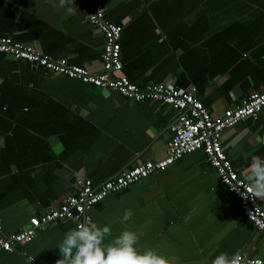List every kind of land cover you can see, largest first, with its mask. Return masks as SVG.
<instances>
[{"label":"crops","instance_id":"crops-1","mask_svg":"<svg viewBox=\"0 0 264 264\" xmlns=\"http://www.w3.org/2000/svg\"><path fill=\"white\" fill-rule=\"evenodd\" d=\"M54 3L0 0V37L96 74L103 37L87 23L90 3L101 6L104 21L121 26L116 76L132 84L195 88L211 115L264 89V0H69L64 9ZM174 116L159 103L129 102L0 54V234L58 206L77 179L95 186L162 159ZM221 146L246 181L251 158L264 157V108L255 120L224 130ZM256 200L264 211V199ZM127 210L132 216L124 221ZM85 214L111 229L106 245L131 230L138 251L152 249L175 264H212L221 252L264 261V235L239 214L201 152ZM71 229L70 221L47 225L29 244L0 253V264H56L57 246Z\"/></svg>","mask_w":264,"mask_h":264},{"label":"built area","instance_id":"built-area-1","mask_svg":"<svg viewBox=\"0 0 264 264\" xmlns=\"http://www.w3.org/2000/svg\"><path fill=\"white\" fill-rule=\"evenodd\" d=\"M87 23L103 37V48L99 55L100 71L96 74L70 66L64 60H51L42 56L28 44L0 37V54L34 68L76 80L102 91H111L133 103L156 102L174 111L175 116L168 126L169 138L165 143L164 157L156 161H145L119 172L98 185L89 180L77 179L74 191L58 206L46 209L28 218L26 225L7 236L0 234V253H10L15 246L29 244L37 231L55 222L79 224L90 221L87 210L100 204L107 196L120 192L135 182L160 172L180 160L183 156L201 152L206 164L214 171L218 184L236 203L239 214L251 227L264 235V211L256 198L246 195V181L233 170L230 159L221 146V134L239 122L255 120L264 108V89L253 91L233 109L211 115L195 97V88L180 91L161 84L137 86L126 78L116 76L121 69L119 39L121 26L103 20L99 5L86 4ZM233 186H236L235 188ZM264 264L257 258H247Z\"/></svg>","mask_w":264,"mask_h":264},{"label":"clouds","instance_id":"clouds-1","mask_svg":"<svg viewBox=\"0 0 264 264\" xmlns=\"http://www.w3.org/2000/svg\"><path fill=\"white\" fill-rule=\"evenodd\" d=\"M69 0H58L54 8L64 9ZM72 12L71 7L67 8ZM25 64V63H24ZM107 96V93H105ZM246 195L251 198L264 199V157L253 156L248 165L246 175ZM234 188L236 186H233ZM132 216L131 210L124 213L123 220L128 221ZM111 235V229L105 225L86 221L68 231L58 244L60 257L56 264H175L174 260L157 253L152 249L138 251L135 247L139 235L131 230H124L111 243L105 244V238ZM212 264H257L247 260L240 254L229 255L221 252Z\"/></svg>","mask_w":264,"mask_h":264},{"label":"water","instance_id":"water-1","mask_svg":"<svg viewBox=\"0 0 264 264\" xmlns=\"http://www.w3.org/2000/svg\"><path fill=\"white\" fill-rule=\"evenodd\" d=\"M26 66H30V65L26 64ZM31 67H33V66H31ZM97 205H98V204H97ZM97 205H96V206H97Z\"/></svg>","mask_w":264,"mask_h":264}]
</instances>
